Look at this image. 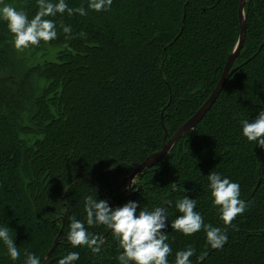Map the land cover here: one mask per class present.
Instances as JSON below:
<instances>
[{
    "label": "trees",
    "instance_id": "trees-1",
    "mask_svg": "<svg viewBox=\"0 0 264 264\" xmlns=\"http://www.w3.org/2000/svg\"><path fill=\"white\" fill-rule=\"evenodd\" d=\"M66 3L87 15L49 17L57 38L22 53L0 20V227L20 250L13 261L0 242V264H24L25 252L42 263L57 237L49 264L70 252L79 253L73 264H119L122 249L103 225L85 223L105 241L96 255L67 242L71 218L86 222L88 196L113 209L136 202L137 215L165 208L168 264L189 246L191 264H264V148L242 136V121L264 110V0L245 3L238 69L204 118L129 189L124 183L106 198L161 149L163 128L172 136L209 97L238 40L239 0H113L102 12L89 10L88 0ZM4 4L29 19L38 11L37 0ZM28 53L43 59L29 62ZM213 171L238 183L247 205L220 249L203 230L171 229L185 196L205 225L224 229L210 198Z\"/></svg>",
    "mask_w": 264,
    "mask_h": 264
},
{
    "label": "clouds",
    "instance_id": "clouds-1",
    "mask_svg": "<svg viewBox=\"0 0 264 264\" xmlns=\"http://www.w3.org/2000/svg\"><path fill=\"white\" fill-rule=\"evenodd\" d=\"M112 3L113 0H88V9L102 12ZM37 5L38 11L31 19L26 12L11 5L4 4L0 7V20L6 23L7 30L12 36V46L18 53L39 47L42 42L48 44L57 38L56 24L49 17L65 12L70 16L74 13L87 15L83 7L70 8L66 0H37ZM61 27L66 35L72 31L70 26L62 24ZM79 35L83 37L86 34ZM242 136L248 142H255L264 148V110L260 111L253 122L242 121ZM207 180L212 206L219 210V219L224 229L213 227L211 224L205 225L202 216L195 211L196 201L186 196L176 203L180 215L171 221V229L185 236H192L203 230L207 244L212 249H220L228 240L227 229L238 216L243 215L247 205L240 199L238 183L222 178L214 171L208 175ZM165 203L170 205L171 201ZM138 207L136 202H128L113 209L106 201L94 200L88 196L85 200L86 222L71 218L67 242L73 248L86 246L93 255H96L105 241L99 235H91L85 223L88 227L103 225L110 230L112 237L122 249L117 258L119 264H168L172 249L166 243L168 235L163 234L168 219L166 209L157 207L152 211L140 210L137 215ZM0 242L6 246L7 254L13 261L20 258V250L15 246L8 227H0ZM194 252L191 246L178 251L175 254V264H191L190 258ZM25 256L24 264H41L40 258L35 254L25 252ZM78 259L79 253L70 252L58 259L56 264H73Z\"/></svg>",
    "mask_w": 264,
    "mask_h": 264
},
{
    "label": "water",
    "instance_id": "water-1",
    "mask_svg": "<svg viewBox=\"0 0 264 264\" xmlns=\"http://www.w3.org/2000/svg\"><path fill=\"white\" fill-rule=\"evenodd\" d=\"M247 1L248 0H239L238 9H237L238 26H239L238 40L231 53L228 55L223 70L219 76V79L213 91L209 95V97L195 111V113L175 131V133L172 136H169L167 131L163 128L164 136H163L161 149L150 154L140 165H138L133 169V171L125 180L119 182L117 185L109 189L104 195L105 198L109 192L119 191L124 183L128 184V189H129L133 184L132 181L134 182L136 177L143 170L149 169L155 166L156 164H158L170 152L172 147L178 142L180 138H182L183 136L187 135L189 132L194 130L197 124L204 118L207 112L211 109L212 105L215 103L223 87L225 86L227 80L238 69V66H234V63L239 56V53L243 47V43L245 40L246 17L244 14V6ZM59 242L60 239L57 237L54 240L51 249L48 251L41 264H49L53 260H55V258L52 257V254L54 253Z\"/></svg>",
    "mask_w": 264,
    "mask_h": 264
},
{
    "label": "rangeland",
    "instance_id": "rangeland-1",
    "mask_svg": "<svg viewBox=\"0 0 264 264\" xmlns=\"http://www.w3.org/2000/svg\"><path fill=\"white\" fill-rule=\"evenodd\" d=\"M24 57H25V59L27 60V61H29V62H32V63H40V60H42L43 58H41V57H31L30 56V54L28 53V54H25L24 55ZM134 183V182H133ZM133 185V184H132Z\"/></svg>",
    "mask_w": 264,
    "mask_h": 264
}]
</instances>
